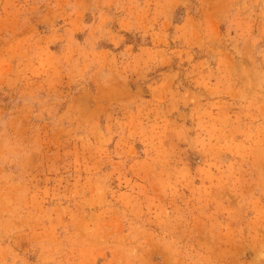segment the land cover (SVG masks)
I'll return each instance as SVG.
<instances>
[{
	"label": "rangeland",
	"instance_id": "rangeland-1",
	"mask_svg": "<svg viewBox=\"0 0 264 264\" xmlns=\"http://www.w3.org/2000/svg\"><path fill=\"white\" fill-rule=\"evenodd\" d=\"M0 264H264V0H0Z\"/></svg>",
	"mask_w": 264,
	"mask_h": 264
}]
</instances>
